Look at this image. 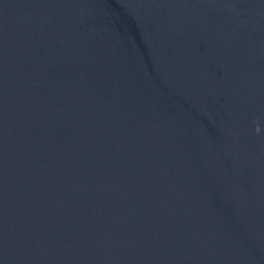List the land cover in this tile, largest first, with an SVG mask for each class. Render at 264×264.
Listing matches in <instances>:
<instances>
[{"label":"water","instance_id":"water-1","mask_svg":"<svg viewBox=\"0 0 264 264\" xmlns=\"http://www.w3.org/2000/svg\"><path fill=\"white\" fill-rule=\"evenodd\" d=\"M0 264H264V0H0Z\"/></svg>","mask_w":264,"mask_h":264}]
</instances>
